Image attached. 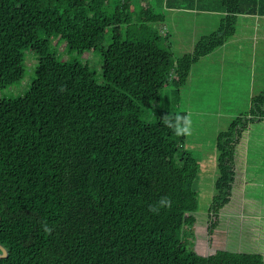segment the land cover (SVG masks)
I'll use <instances>...</instances> for the list:
<instances>
[{"label": "trees", "instance_id": "obj_1", "mask_svg": "<svg viewBox=\"0 0 264 264\" xmlns=\"http://www.w3.org/2000/svg\"><path fill=\"white\" fill-rule=\"evenodd\" d=\"M139 1L0 0V89L35 65L24 95L0 99V264H263L257 253L201 255L187 244L199 164L161 120L185 113L192 66L227 47L240 20L264 18V0ZM163 3L220 14L218 28L175 57L166 18L154 12ZM62 43L66 55L97 52L101 74L63 59ZM256 91L216 135L209 217L230 202L237 161L264 156V89ZM162 196L171 209L149 212Z\"/></svg>", "mask_w": 264, "mask_h": 264}, {"label": "rangeland", "instance_id": "obj_2", "mask_svg": "<svg viewBox=\"0 0 264 264\" xmlns=\"http://www.w3.org/2000/svg\"><path fill=\"white\" fill-rule=\"evenodd\" d=\"M141 1L145 6L148 0ZM139 2L134 0L133 4L139 6ZM154 12L166 18L164 33L170 34L175 57L188 53L197 39L214 32L221 18L220 14L167 9L164 3ZM250 17L240 20L237 33L227 47L218 48L192 66L188 84L181 92L180 110L193 114V131L186 137L185 148L199 164L195 224L184 230L188 234L187 244L198 254L208 255L218 250L257 253L264 264V156L252 152L237 161L230 202L217 218L209 217L217 178L216 135L249 108L252 93L256 95V90L264 89V18ZM129 30L132 36L136 34L134 26ZM63 47L64 43L58 48L63 59H78L101 74V58L97 52L66 55ZM32 53L27 51L25 55ZM32 62L28 61V66L25 62L26 74L22 81L0 89V99L22 96L29 90L35 68V65L29 67ZM258 138L261 140L256 142V147L263 153L264 136Z\"/></svg>", "mask_w": 264, "mask_h": 264}, {"label": "clouds", "instance_id": "obj_3", "mask_svg": "<svg viewBox=\"0 0 264 264\" xmlns=\"http://www.w3.org/2000/svg\"><path fill=\"white\" fill-rule=\"evenodd\" d=\"M63 91V89H61ZM161 122L163 125L172 131L176 137H189L193 131V114L188 111L185 113H168L165 115ZM172 200L168 196H162L155 204L149 206V212L158 215L161 210L171 209ZM41 230L44 233L50 234L52 229L46 222H41ZM7 256V247L4 244H0V257Z\"/></svg>", "mask_w": 264, "mask_h": 264}, {"label": "water", "instance_id": "obj_4", "mask_svg": "<svg viewBox=\"0 0 264 264\" xmlns=\"http://www.w3.org/2000/svg\"><path fill=\"white\" fill-rule=\"evenodd\" d=\"M0 258H4V257H0Z\"/></svg>", "mask_w": 264, "mask_h": 264}]
</instances>
